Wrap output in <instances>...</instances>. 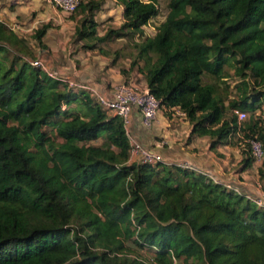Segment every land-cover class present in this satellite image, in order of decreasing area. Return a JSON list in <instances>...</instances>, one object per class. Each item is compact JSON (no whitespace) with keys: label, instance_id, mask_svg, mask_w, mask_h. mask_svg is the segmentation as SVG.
Here are the masks:
<instances>
[{"label":"trees","instance_id":"obj_1","mask_svg":"<svg viewBox=\"0 0 264 264\" xmlns=\"http://www.w3.org/2000/svg\"><path fill=\"white\" fill-rule=\"evenodd\" d=\"M116 1L123 22L97 42L142 32L159 10L156 0ZM85 25L95 33L91 17ZM135 45L149 90L213 145L239 128L228 109L264 104V0H168L154 34ZM30 59L26 38L0 21V264H264V207L195 170L129 161L121 118ZM232 62L239 80L228 100L202 75L224 78ZM261 122H242L244 135L264 142ZM131 239L153 255L132 252Z\"/></svg>","mask_w":264,"mask_h":264},{"label":"crops","instance_id":"obj_2","mask_svg":"<svg viewBox=\"0 0 264 264\" xmlns=\"http://www.w3.org/2000/svg\"><path fill=\"white\" fill-rule=\"evenodd\" d=\"M98 2L99 6L92 14L81 9L69 14L46 0H0V21L18 36L26 38L34 57L32 60L41 61V69L75 82L76 91H85L93 98L97 95L111 97L113 88L123 82L147 86L142 72L144 61L136 58V49L129 47L134 45L133 42L127 44L124 37L129 31L111 34L102 42L96 41V37L103 36L109 29H119L123 22V6L116 0ZM86 17L96 23L93 34L87 25L83 26ZM43 26L46 32L41 40L33 39V32ZM137 34L141 35V32ZM94 43L95 47H88ZM133 60L136 63L131 68ZM229 98L234 96L229 95ZM224 104L227 106L228 101ZM231 113L228 109L226 117ZM244 129L238 128L213 145L214 139L209 135L199 136L193 132L187 117L164 107L149 128L141 124L136 109L132 110L127 125L129 138L159 153L164 162H189L195 171L215 182L243 194L260 195L264 191V161L256 162L250 158L244 146Z\"/></svg>","mask_w":264,"mask_h":264},{"label":"built area","instance_id":"obj_3","mask_svg":"<svg viewBox=\"0 0 264 264\" xmlns=\"http://www.w3.org/2000/svg\"><path fill=\"white\" fill-rule=\"evenodd\" d=\"M52 5L56 6L60 10L72 14L77 9L81 2L86 0H46ZM30 63L36 67H42V63L39 60H31ZM48 74L57 78L63 82H66L69 88L75 90L77 84L72 81H67L59 78L53 73ZM96 102L100 105L102 110L109 112L110 114L117 115L121 118L126 130L129 123L130 115L133 109H136L140 114L141 124L149 128L152 126L159 111L162 109L161 100L158 99L147 86L139 87L135 84L123 82L116 85L113 88L112 96H99L95 98ZM170 110H174L176 114L181 117H186V114L179 107H171ZM232 113L236 116L239 128L243 129L242 122L248 119V113L239 109L232 110ZM128 132V131H127ZM246 133L250 134L247 130ZM245 148L250 154L251 158L256 162L264 161V142L259 139L257 134H252L245 139ZM129 161L138 163H149L157 165L159 163L167 165H175L181 168L190 170H196L195 167L189 162H177L174 164L164 162L163 157L153 151L144 147L140 142L130 138L129 148ZM231 188V187H228ZM232 189V188H231ZM240 193L239 190L233 189ZM247 198L253 201L259 207H264V191L260 195L245 194Z\"/></svg>","mask_w":264,"mask_h":264},{"label":"rangeland","instance_id":"obj_4","mask_svg":"<svg viewBox=\"0 0 264 264\" xmlns=\"http://www.w3.org/2000/svg\"><path fill=\"white\" fill-rule=\"evenodd\" d=\"M147 1V0H144ZM157 3V7L159 8L157 15L150 19V21L144 25L142 27V32L141 35L135 33V32H128L124 37L127 40V44H129V42H133L132 44H134L133 46H129L130 48H135L136 49V43L140 42L142 40V38H145L146 36H149V34H154V32L156 31L157 26L159 25L160 22H162L164 20V17L166 15V5L168 3V0H156ZM124 31V30H123ZM145 32L147 34H145ZM136 35V36H134ZM137 40L135 41L134 40ZM137 53V50H136ZM9 58H14L13 53H8ZM224 71H225V76L224 78H221L219 80H215L211 75L204 73L202 75V82L206 83V82H213L215 81L216 83H219L220 87L222 88V90H224V88L226 89V98H228V100L230 99L228 96L229 95H233L234 98H236V94L233 92V87H235L238 84V80L239 77L235 75L234 73V63L232 62L231 64H226L224 65ZM256 117L260 118L262 120L261 125H264V104H262L261 108L257 109L256 111H254L253 113L248 112V119L249 122L252 123V121H254L256 119ZM246 122V121H245ZM42 130L46 133V135L50 138H53L56 142H60L61 139L57 138L55 136V134L53 133V129L51 128L50 125L47 126H43ZM93 144H99L101 143V140H96L92 142ZM248 153V152H247ZM261 184V183H260ZM262 185V184H261ZM134 239L131 240H127L125 242L126 246H128L129 248H131L132 252L134 251L135 254H138L140 256H152L153 255V251L150 249H140L137 244L133 241Z\"/></svg>","mask_w":264,"mask_h":264}]
</instances>
